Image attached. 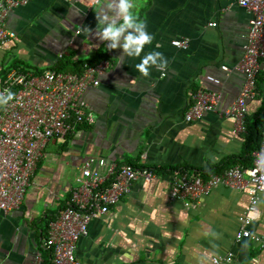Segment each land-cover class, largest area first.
<instances>
[{"label":"crops","instance_id":"crops-1","mask_svg":"<svg viewBox=\"0 0 264 264\" xmlns=\"http://www.w3.org/2000/svg\"><path fill=\"white\" fill-rule=\"evenodd\" d=\"M135 2L154 36L145 54L158 51L168 61L165 70L153 68L148 77L135 68L139 58L121 61L122 50L107 51L96 38V11L104 0H33L6 14L3 25L15 36L9 49L0 50V73L20 69L39 75L55 71L60 61L86 64L95 58L111 67L84 96L94 123L48 143L20 209L0 213V264H34L37 252L45 264L41 248L48 223L68 202L88 158L155 169L158 178L134 183L116 206L89 223L75 251L80 264H211L228 252L234 255L232 264L264 258L251 241H235L246 194L218 187L190 208L168 200L171 170L214 174L247 166L243 134L220 115L244 83L234 67L243 55L251 15L237 0ZM173 40H187L188 48H174ZM207 76L220 85L207 83ZM199 89L220 94L217 111L186 123L184 114ZM257 90L248 114L264 102V61ZM49 145L57 146L55 154L46 153ZM251 219L248 230L264 239V199Z\"/></svg>","mask_w":264,"mask_h":264},{"label":"built area","instance_id":"built-area-1","mask_svg":"<svg viewBox=\"0 0 264 264\" xmlns=\"http://www.w3.org/2000/svg\"><path fill=\"white\" fill-rule=\"evenodd\" d=\"M31 1L0 0V50L9 49L15 36L3 25L6 14ZM98 2L94 0V4ZM237 5L251 15L243 55L234 67L243 76L244 83L236 100L220 116L233 121L236 134H244L248 104L258 96L257 79L264 61V0H237ZM171 46L185 51L188 41L173 40ZM110 67L108 60H102L94 66H85L80 74L45 71L34 75L20 69L7 72L0 93L10 90L15 93V99L0 111V213L10 214L20 209L48 143L94 123L84 96L88 89L99 85V77ZM221 69L229 71L225 66ZM205 80L214 86L220 85L213 76ZM219 101L220 94L214 91H195L184 121L192 123L215 113ZM157 178L145 167L86 159L70 188L66 207L48 223L41 249L50 252L51 264H80L75 251L80 239L88 235L89 223L107 214L130 193L134 183H152ZM218 187L246 194L247 205L238 219L235 241L249 240L264 253V239L248 230L251 214L264 199V124L260 146L251 153L249 167L236 165L207 178L186 170L174 171L168 200L180 201L185 208H190ZM233 261V253L228 252L213 257L211 264H232ZM34 264H43L41 252L36 253ZM249 264H264V258H252Z\"/></svg>","mask_w":264,"mask_h":264},{"label":"clouds","instance_id":"clouds-1","mask_svg":"<svg viewBox=\"0 0 264 264\" xmlns=\"http://www.w3.org/2000/svg\"><path fill=\"white\" fill-rule=\"evenodd\" d=\"M135 0H104L96 11V38L107 45V51L122 50L121 58L140 59L136 70L144 77L150 75L151 69L165 70L168 61L161 52L145 54L154 36L149 31L146 21L137 14ZM121 61H123L121 59ZM15 99V93L5 90L0 93V108Z\"/></svg>","mask_w":264,"mask_h":264},{"label":"trees","instance_id":"trees-1","mask_svg":"<svg viewBox=\"0 0 264 264\" xmlns=\"http://www.w3.org/2000/svg\"><path fill=\"white\" fill-rule=\"evenodd\" d=\"M98 62H99L98 58L91 59L86 64L85 63L74 64V63H71L69 60H64V61L59 62L55 71L80 74L85 68V66H94ZM7 72L8 70H5V71L3 70L0 73V79H4ZM263 124H264V102H263L261 109L258 112L253 113V114H248L246 115L244 119L245 133L243 134V140H244V155H246V157H244L243 160L244 162L247 163V166L245 167H249L251 165V157H249L250 153L253 151H256L260 146ZM132 166L135 168H144L142 166H137V165H132ZM147 169L152 170L154 173H158L156 172L155 169H150V168H147ZM177 170H183V169H175V170H171L170 172L172 174L174 171H177ZM195 174L201 175L202 178H207L209 174L211 175V173H207V172L206 173H195ZM65 207L66 205L64 206V208ZM41 251H43V256H45L44 257L45 264H49L51 262L50 252L44 249H41Z\"/></svg>","mask_w":264,"mask_h":264},{"label":"rangeland","instance_id":"rangeland-1","mask_svg":"<svg viewBox=\"0 0 264 264\" xmlns=\"http://www.w3.org/2000/svg\"><path fill=\"white\" fill-rule=\"evenodd\" d=\"M60 146L61 145V141H57V146ZM57 146H55V147H53V146H48L47 147V149H46V153H54L55 154V152L57 151ZM46 159H47V155H46V157H45V161H46Z\"/></svg>","mask_w":264,"mask_h":264}]
</instances>
